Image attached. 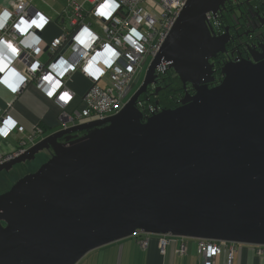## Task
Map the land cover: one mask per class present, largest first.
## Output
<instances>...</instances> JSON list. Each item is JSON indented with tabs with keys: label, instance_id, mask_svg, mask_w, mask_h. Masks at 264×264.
I'll return each instance as SVG.
<instances>
[{
	"label": "water",
	"instance_id": "95a60500",
	"mask_svg": "<svg viewBox=\"0 0 264 264\" xmlns=\"http://www.w3.org/2000/svg\"><path fill=\"white\" fill-rule=\"evenodd\" d=\"M225 1H186L116 113L54 130L0 164L50 151L0 193V264H75L138 230L264 246V58L228 62L208 86L225 37L206 13ZM162 61L194 92L145 115L138 97Z\"/></svg>",
	"mask_w": 264,
	"mask_h": 264
},
{
	"label": "built area",
	"instance_id": "2783aa9c",
	"mask_svg": "<svg viewBox=\"0 0 264 264\" xmlns=\"http://www.w3.org/2000/svg\"><path fill=\"white\" fill-rule=\"evenodd\" d=\"M152 1L160 7V13L154 11ZM185 2L107 0L108 6L101 11L105 0H67L52 19L34 9L29 0H18L11 10L5 8L0 13V48H4L5 54L21 60L25 68L20 71L13 68V62L0 59V80L8 85L14 78L15 87L18 84L33 85L60 109L58 122L61 128L105 118L123 106L133 75L145 55L150 54L153 58L159 51ZM51 21L61 25L60 33L45 42L34 31L42 33ZM45 51L48 59L42 62L39 56ZM94 57L97 60L93 61ZM3 66L8 70H3ZM166 69L167 63L162 61L156 67V74ZM76 70L92 79L93 84L82 96L83 106L68 112L66 108L74 97L67 80ZM11 91L16 94L13 89ZM147 109L144 110L146 114L155 111L152 105ZM15 123L6 111L0 112V135L6 137L13 129H23ZM36 135L43 137L38 125L33 126L28 137L20 140V145L33 141ZM23 150L20 148L11 155L0 153V164ZM136 233L143 232L138 230ZM196 240L201 264H213L214 257L221 254L224 247L227 264H231L236 243L206 238ZM148 243L147 237L141 239L142 247H147ZM167 244V236L160 235V252H165ZM185 249L182 242L178 252L184 253Z\"/></svg>",
	"mask_w": 264,
	"mask_h": 264
},
{
	"label": "crops",
	"instance_id": "0c3cea01",
	"mask_svg": "<svg viewBox=\"0 0 264 264\" xmlns=\"http://www.w3.org/2000/svg\"><path fill=\"white\" fill-rule=\"evenodd\" d=\"M18 0H0V13L5 9H12ZM33 8L54 19L57 12L62 10L67 0H29ZM50 23V22H49ZM49 23L42 31L41 37L47 42L56 34L45 33ZM59 26V25H58ZM4 48H0V55H4ZM39 59L45 62L48 59L47 52H43ZM24 71L25 64L21 60L13 62V68ZM68 81V80H67ZM73 92V100L67 106L69 112L83 106L82 97L76 93L72 86L67 83ZM10 114L13 122L23 126L22 130L13 129L6 137L0 135V151L5 154H12L19 147L21 139L28 137L33 132V126L42 127V135L46 136L54 130L61 128L58 122L60 109L50 99L46 98L33 85L26 86L19 94L13 93L0 80V112ZM41 139V138H40ZM38 141V140H37ZM34 161H26L20 166L28 167ZM6 173V172H5ZM143 238H148L147 247L141 246V235L134 234L119 240L102 245L91 250L85 258L78 261L79 264H201L197 252V240L195 238L167 236L168 244L165 252H160L158 240L160 235L142 233ZM182 242L185 243L184 253L178 249ZM231 264H264V246L261 252H257L259 246L252 244H235ZM86 255V256H87ZM213 264H227L225 247L221 254L213 259Z\"/></svg>",
	"mask_w": 264,
	"mask_h": 264
},
{
	"label": "flooded vegetation",
	"instance_id": "af4514ba",
	"mask_svg": "<svg viewBox=\"0 0 264 264\" xmlns=\"http://www.w3.org/2000/svg\"><path fill=\"white\" fill-rule=\"evenodd\" d=\"M214 17L210 19L212 35L225 37V43L224 50L217 52L209 59V62L212 63L214 77L212 81L208 82L209 87L221 81L223 77L221 69L226 63L239 60L255 62V58H264V0H228ZM161 78L158 75L157 82L148 85L146 91L142 92L138 99L147 95L148 92H153V87L159 86L158 90L154 91V96H156L164 85L160 82ZM181 85L185 91L194 92L190 83L187 82L186 85H183L181 82ZM45 151L48 154L50 152L49 150Z\"/></svg>",
	"mask_w": 264,
	"mask_h": 264
},
{
	"label": "rangeland",
	"instance_id": "374dc122",
	"mask_svg": "<svg viewBox=\"0 0 264 264\" xmlns=\"http://www.w3.org/2000/svg\"><path fill=\"white\" fill-rule=\"evenodd\" d=\"M226 1H228V0H226ZM225 2H224V4H225ZM152 5H153V9L155 12H157V13L161 12L160 7L158 5H156L154 1H152ZM150 10H151V8H150ZM217 12H218V10L215 13H213L211 11H208L206 13L207 24L210 27L211 32H212V24L210 22V19L215 18L214 15ZM208 15H210L211 17L210 16L208 17ZM45 33H49V35H51V34L58 35L60 33L59 26L55 22L51 21L49 23V25L47 26ZM151 59H152V56L150 54L145 55V57L141 63V66L133 75L130 87L126 90L125 98L128 99V97L135 91L137 86L141 83L143 76H144V73H145V70H146L148 64L150 63ZM67 83L72 86L73 90L76 93L80 94L79 95L80 97H82L84 95V93L88 90V88L93 84V80L88 78L84 74H82L79 70H76L71 74V76H69ZM101 84H103V83H101ZM49 156L50 155L48 154V152L43 150V151H40L39 153L36 154V157L33 160L34 163H32V165H30L28 167L20 166L22 164V163H20L18 165H15L14 168H12L10 171H7L6 173L4 171H0V193L6 191L18 178H20L25 173H28L30 171L35 170L39 166V164L42 163L43 161H45ZM257 246H259V248H257V250H258L257 252L259 253L262 250V246H260V245H257ZM88 253H86L81 259H83L85 257H86L85 260L89 259L90 255H87ZM75 264H79V263L76 262Z\"/></svg>",
	"mask_w": 264,
	"mask_h": 264
},
{
	"label": "trees",
	"instance_id": "16d2710c",
	"mask_svg": "<svg viewBox=\"0 0 264 264\" xmlns=\"http://www.w3.org/2000/svg\"><path fill=\"white\" fill-rule=\"evenodd\" d=\"M158 75L162 77L160 82L163 83L164 85L157 92V95L154 96V91L156 87H153L152 88L153 92L151 93L148 92L147 95L141 96L138 99V101H141V103L139 105L137 104V107L141 109L143 112H145L144 110H148L147 109L148 105H152L153 108L157 106V110L163 107L164 108L175 107L179 104V100L184 95L185 90L183 89L180 80H177L178 77L172 69L167 68L163 73H159ZM145 96L146 97L148 96L147 99ZM152 97L154 98L152 99ZM135 234L141 235L140 239H142L144 235L142 233H135Z\"/></svg>",
	"mask_w": 264,
	"mask_h": 264
},
{
	"label": "bare ground",
	"instance_id": "6f19581e",
	"mask_svg": "<svg viewBox=\"0 0 264 264\" xmlns=\"http://www.w3.org/2000/svg\"><path fill=\"white\" fill-rule=\"evenodd\" d=\"M59 29H61V25H59ZM35 32V34L36 35H39V32L37 31V30H35L34 31ZM43 49H45L46 50V46L44 45L43 46ZM46 52V51H45ZM0 59L1 60H4V59H6V60H9L10 62H14V61H16V59L15 58H13V57H11V55H8V54H4V55H0ZM95 60H97V57H94L93 58V61H95ZM2 69L3 70H5V71H7L8 69L5 67V66H3L2 67ZM2 76V71H1V69H0V77ZM17 84V82L15 81V79L13 78L10 82H9V84L8 85H6L10 90L11 89H13V91L14 92H16L17 94H19L25 87H26V85H24V84H18L16 87H15V85ZM42 128V127H41ZM42 131H43V129H42ZM35 139H33V141H29V142H27L26 144H24V145H20V143H19V147L16 149V151L17 150H19L20 148H23L24 150L29 146V145H32V144H34L37 140H39L41 137H40V135H36L35 137H34ZM23 150V151H24ZM15 151V152H16ZM0 153H2L1 151H0ZM3 155H9V154H5V153H2ZM13 154V153H12ZM21 154V153H20ZM11 155V154H10ZM19 155V154H18ZM14 156H17V155H13L12 157H14ZM12 157H10V158H12ZM9 158V159H10ZM8 159V160H9ZM5 162V161H4ZM3 163V162H2ZM4 172H7V171H4Z\"/></svg>",
	"mask_w": 264,
	"mask_h": 264
},
{
	"label": "snow or ice",
	"instance_id": "6c2138e0",
	"mask_svg": "<svg viewBox=\"0 0 264 264\" xmlns=\"http://www.w3.org/2000/svg\"><path fill=\"white\" fill-rule=\"evenodd\" d=\"M107 6H108V3H107V0H105V3L101 5V11H102L104 8H106ZM32 23L35 24L36 21L33 20ZM64 95H66V94H64Z\"/></svg>",
	"mask_w": 264,
	"mask_h": 264
}]
</instances>
